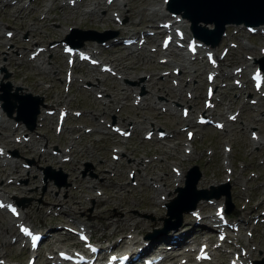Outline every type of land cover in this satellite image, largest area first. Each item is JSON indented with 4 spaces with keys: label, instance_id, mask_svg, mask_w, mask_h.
<instances>
[{
    "label": "rangeland",
    "instance_id": "374dc122",
    "mask_svg": "<svg viewBox=\"0 0 264 264\" xmlns=\"http://www.w3.org/2000/svg\"><path fill=\"white\" fill-rule=\"evenodd\" d=\"M118 1L123 5L122 7L119 6L120 4L118 5L113 2V6L107 9L105 3H101L102 0H86L82 4L80 3V5L78 4L74 6V9H69L67 7H62L63 5L59 6L56 0H51V3L57 5L56 7H53L59 10L51 12L53 9L51 8L44 17H47V19L40 20L39 17L50 7L47 0L45 2H30L26 6L27 9L25 7L20 13H18V11H20L22 5L28 2V0H21L19 3L15 2L13 5H10V3H13L14 0H0V25L9 30H13V33L16 34L15 38L13 37L14 39L12 38L11 40V43L14 46L12 49L13 52L16 50L20 53L19 49L21 48L22 50V47L18 46H28V43L24 42L23 44L22 42L24 37L25 39L27 38L29 43L32 42L39 44L40 46H45L47 44L61 41L64 37L63 34L66 33V29L71 27L81 30L80 32L92 30L102 36H105L109 32H116L117 39H121L124 36L118 33L119 27L116 26V23L111 21L110 15L112 13L118 15L120 20L123 21V26L121 28H128L130 31L141 29L143 25H151V23H144V20H153L154 22L158 20L154 15L156 12L152 13V10L158 9L161 0ZM38 2H40V5H37ZM118 7L120 8L116 9ZM55 19H59V21ZM139 20L140 28L137 26ZM134 24H136V27ZM29 29H32L33 32L30 33L29 31L28 33H30V35L28 36L25 31ZM225 33L227 34L226 39L220 40L217 46L213 48L215 56H219V53L223 48H229L226 55L223 58H220L221 64L219 72L220 74H223V76L217 77L214 83L217 84L219 89L218 94L216 95L215 93V96L213 97H219L221 100L218 105L207 112L212 113L216 118L225 121V113H231V111L239 110L240 108L241 110L237 116V122L229 125L230 130L225 128V134L219 133L209 125L193 126L192 121L189 129L193 131V137L188 140V143H190L188 147L190 146L191 152L187 157L183 154L185 148L183 146L186 143L185 134L184 131L180 130L184 124L181 119H179V122L177 121L176 118L178 117V112L175 113L166 110L161 111L159 109L154 110L155 107H152V103H167L173 108L174 103L180 106L186 101V103L191 106V111L193 113L201 112L202 109H204L203 99L205 87L204 74L201 73L202 69L200 68L202 65H205V59L201 54H196L194 56L195 60L192 61V66L198 70L195 75L193 73L196 81L193 84V87H190V84L185 83L190 77L187 75H180L181 73L179 72L177 79H179V81L181 80V89L176 86L177 90L180 91H176L178 97H174L173 94L170 93V91L173 92L171 86L172 78L162 75L163 73L171 71L173 63L170 64L171 67L158 64L157 53H152V51H150L152 48L153 50L158 49V47L154 48V46L161 41L162 37H154L155 41L153 43L147 42L146 48H143L141 51H137L136 53H133L132 51V57L130 56V53L125 55L126 52H123V49H118V47H111L116 54H109L106 50L101 51L99 57L105 61L110 60L107 62L114 70L120 73L123 77L122 79H125V82L126 78H128L130 83L135 82L138 86L140 85L139 87L143 88V97L150 98L149 96H151V99L143 101V104L146 103L149 105L147 110H142L140 105L131 106L130 97L128 96L127 102H124V104H128L131 107L129 113L126 112V109H122L118 114L114 112L113 108L119 103V100L115 101L114 106L107 105V108L102 107L104 110H101V106L98 104L99 100L95 95L81 89V84L76 82L72 86L70 85L71 87L67 88V94L65 93L64 84L62 81H58L62 77L63 69L65 70V64L57 50L55 51L52 49L46 54H40L38 56L39 59L44 58L45 56V58H47L45 59V63H47L48 66L47 70L44 71L42 69V71L39 72H44L42 73L43 75L40 76H36L34 73L36 72V69L33 68L35 63L26 62L25 54L23 57L19 58L21 64H17L18 60L14 59L12 54H9L8 63L4 62L5 57H1L0 54V68L3 67L5 72L9 73V77L6 79H2L3 73H1V82H7L11 84L12 87H20L23 91L30 92L32 95L40 96L42 99L44 97L43 104L47 107L57 108L58 105H61L62 108H69V110L81 113L78 118L67 117L62 132L59 134H55L52 130L53 117H46L44 121H41L44 125L42 130L38 128H36L37 130L35 129V132L39 137V142L33 144L31 143V140L26 142L27 147L36 149L38 145L41 150L42 148L45 149L46 153H42L41 156L38 155L40 156L39 159H37V157L32 158V156L25 155L22 157L19 152H15V148L26 144L21 142L20 145L17 144L19 145L17 146L12 143L14 139L13 137H15V135L19 136L18 130L12 135L9 129L6 128V130H3L0 128V135L9 136L0 141V147L5 148L8 153L15 152L16 155L12 157L15 162L23 163V165L29 163L30 169L29 173H26L27 175L23 174L25 169H22V172H19L17 175H11L14 185L7 183L9 181L8 179L11 177L4 179L12 169V167L9 166L11 164L0 167V170L4 171V175L0 176V184H3L1 191H3L5 195L15 196L16 198L31 199L29 205L23 208L26 222L30 223L34 230L49 228L50 231H54L53 227L55 225L60 226L67 224V226H74L76 229V226L72 222L74 221L73 218H75V220L81 221L89 226L91 235L97 239L102 233H111L116 228V225H113L112 222L116 221L117 223H122L124 219H126L127 221L123 224L125 227L118 224L117 228L110 235L105 236L106 241L110 242L114 236L123 233L124 229L125 235L132 233L130 225L137 221L141 222L143 230L140 234L135 231L136 239H141L146 234L153 235L152 232L154 230H160L162 228L161 223L163 222L161 219L164 217L163 204L172 197L171 195L176 187L173 182L177 178H175V175L172 176L173 172H170L169 165H179L178 167L183 175L188 168L196 165L201 171V175L203 176L202 179L204 181L203 184L198 186L199 189H206L208 185L212 183L213 186L228 184L231 203H234L238 209L243 210L242 213L238 215L237 219L243 215L244 205L247 201H249V203L246 208L248 210L252 209L253 212H250L248 215H243V219H247V216L251 217L257 215L259 212H264V201H260L264 199V145L255 144L254 146L256 149H252L249 138L243 132V125H247L250 128H253V130H257L256 132L260 139H264V105L260 104L258 107L260 115H257L253 111V107H249L246 104L240 106L241 99L235 96L237 89L232 81L234 77L230 73V70L235 67L242 68L246 62H248V57L258 58L264 56L259 53V49L263 48L264 50V40L259 34H249L243 28H236L234 26L227 27ZM155 34L160 36L157 30ZM135 40L136 39H134V41ZM2 41H4V39H0V42ZM87 43L88 42H85L84 44L86 45ZM7 44L11 45L9 41ZM132 45L126 48L130 49ZM139 48L137 49L140 50ZM183 48L184 44H182V50L185 52ZM3 51L4 48L2 44L0 46V53ZM91 52L95 55L93 51ZM117 55L119 57L116 58ZM149 56H151V58H148ZM2 60L4 61L2 62ZM172 61L177 62L174 58H172ZM130 64H133L134 66L137 65L138 68L133 69ZM83 65L84 64L82 63L77 64L73 69V77L77 79H89V77L95 75L93 76V82L100 88L94 89L97 91L101 90L103 94L104 92L101 89L103 83L100 82L98 84L95 81V78L99 77L97 76L98 74L96 75V69H88L87 66L85 68ZM122 67H126V70ZM55 71H58V77H52V72ZM169 74L171 75V73ZM80 75L84 78L80 77ZM149 75H151L152 80L157 84L156 89L154 90L146 87L149 83L151 84V81L147 83L148 80H145V76ZM135 77L141 78V80L143 78L145 84L142 86V83H140L139 80H136ZM86 79L83 81H86ZM48 82L51 83L52 88L46 90L45 87ZM125 82L116 79H106V82L102 87L105 89L104 96H106V93L109 95L116 93L118 95V90L126 88L128 82ZM38 84H40V86L35 87ZM199 85L201 88H199ZM112 88L114 89L112 90ZM167 90L169 91L167 92ZM186 91L190 92L192 95V98L189 101L186 100L187 97L182 98L183 96H179V93L184 94ZM165 94H167V96H165ZM114 96L115 95H113V97ZM171 96L172 98H170ZM157 97L160 99L158 100ZM181 99L182 101H180ZM65 105H67V107ZM176 110H178V107H176ZM102 112L106 113L103 117L105 121L109 120V114H114L121 120L125 119L126 126L128 124V119L134 120V122H141L144 120V122L141 125L136 124L134 134L129 137L128 140L117 138L119 141L126 142L125 145L118 144L112 146L109 137H104L101 134L103 131L99 130L101 126H98V124H94L93 122L92 115L97 117L100 116ZM94 120H96L95 123H97L98 119L94 118ZM146 122H151L153 124L152 128L154 129H164L166 133L169 131V136L162 139L164 145H161L160 143L155 144L153 141L146 142L145 139H142V134L149 129V124H146ZM238 122H241V125H239ZM90 126H95L94 130H96V132L92 131L90 134L85 133V129H89ZM76 127L81 130L79 132L80 135L76 136V138H79L80 140L73 139L72 141L70 138L74 137L73 135L77 133V130H72L75 134L72 133V131L69 133L68 130ZM40 135L43 137L40 138ZM151 139L154 140L153 134L151 135ZM171 140L174 141L171 142ZM76 141L78 142L76 143ZM74 142L76 144L74 146L75 149L73 148L70 152L71 159L69 160V163L62 166L54 163L55 161H58V158L55 156H52L51 158V155L47 153L45 148L46 146H51L56 147L57 150H67V147L70 144L74 145ZM185 145H187V143ZM222 145H228L231 147V151L227 155V161H229L230 166H232L233 173L231 178L232 182L228 183L225 181L226 176L223 172L220 159L222 155ZM23 148H25V146H23ZM117 148L121 152H124L125 155V157L118 158L117 161L120 163L129 165L130 161H126V158L128 157L136 163H138L140 159L154 162H151L149 166L143 164L134 165L132 163L131 166L135 167L136 171L139 169L140 171L145 172H133V177L130 179L128 173H130L129 169H131V167L127 168L125 166L122 170L114 169L112 167L115 163L112 161L114 156L112 151ZM35 151L38 152V150ZM211 154L213 155L212 157ZM141 162L143 163V161ZM120 163L117 164L120 165L119 167L121 168L123 165ZM1 164L2 162H0V165ZM45 167H50L55 172L59 169L61 173L67 175V182H69L70 186L66 189V197L64 199H62V192L54 197V187L50 182H46L48 184L42 183V175L39 169ZM15 170H17L16 167L14 171ZM155 177L163 179L162 183L165 184L163 191L159 194L163 195L166 199L163 204H158L157 202V191L153 192L151 187H148L149 184L153 183L152 180ZM172 177L174 181H172ZM130 181L137 183L136 186L133 187L130 184ZM182 181L183 177L177 187L182 186ZM222 191L223 188L220 190L217 189L215 192L221 193ZM97 193L101 194L97 196ZM218 202L222 201L219 200ZM62 204L63 206L60 208L59 206ZM201 206H199V208ZM65 207L69 208L68 212L65 210ZM208 210L210 211L211 209ZM52 212H56L57 218H61L64 221H59L60 224H58L57 220L51 217ZM11 223L12 221L8 216L5 213L0 212V232L4 230L8 232L7 234L4 233V235L0 233V254H5L4 256L12 264H15L16 262L18 264H24L27 259V255L23 253L24 251L17 249V244L15 247H11L8 244V237L14 236V229L11 226ZM106 223H109V226L107 229H103L102 224ZM75 224L77 225L78 223L75 221ZM9 225L12 228V231L9 230ZM134 225H136L137 228H140L138 227V223H135ZM252 225H254V227L249 231L251 228L250 226ZM241 226L243 229L240 230L239 237L244 240L245 230L253 232L251 238L256 247L253 257L255 261L263 262L264 225L259 224L258 221L254 223L251 219L249 220L248 226ZM54 232L57 233L55 236L58 239L68 237L67 235H63L62 231L58 230ZM119 239L123 241L124 238L122 236ZM48 240H50V238ZM72 241H74V238L65 239L59 242H50V244H46L47 242L41 243V260L38 259L36 264H47L49 262V260H43V250L63 247L71 244ZM224 262L226 263V259Z\"/></svg>",
    "mask_w": 264,
    "mask_h": 264
},
{
    "label": "water",
    "instance_id": "95a60500",
    "mask_svg": "<svg viewBox=\"0 0 264 264\" xmlns=\"http://www.w3.org/2000/svg\"><path fill=\"white\" fill-rule=\"evenodd\" d=\"M168 10L186 18L193 35L205 43L206 25H213L211 34L218 39L225 25L264 23V0H170Z\"/></svg>",
    "mask_w": 264,
    "mask_h": 264
},
{
    "label": "bare ground",
    "instance_id": "6f19581e",
    "mask_svg": "<svg viewBox=\"0 0 264 264\" xmlns=\"http://www.w3.org/2000/svg\"><path fill=\"white\" fill-rule=\"evenodd\" d=\"M13 1V0H12ZM16 3L18 2H20L21 0H14ZM42 1V0H41ZM113 2L114 1H106V3H105V7L108 9V8H111L112 6H113ZM163 2H164V0H163ZM17 5V4H16ZM22 5V4H21ZM164 5V4H163ZM162 4L159 6V8H158V11H160L161 10V12H162V14H164V11H166V9L164 8V6H163ZM15 6V5H14ZM11 9V8H10ZM25 9V8H24ZM26 9H27V7H26ZM23 9H20V11L18 12V13H20L21 11H22ZM18 11V10H17ZM34 12V11H33ZM51 12H54V8L52 9V11ZM33 16V15H32ZM24 17V16H23ZM113 18H115V16H113ZM171 19V18H170ZM185 19V18H182L181 17V15L180 14H178L177 15V17L176 18H174V22H172L171 23V25H169L167 28H168V30H167V33H169L170 34V38H173L174 40H175V42L174 41H171V40H173V39H170L169 41H168V44H167V46H166V48L165 49H161V57L162 58H164V60H165V62H166V59H167V57H174L175 56V54H174V51L172 50V49H168L169 47H170V44H172L173 43V45H172V47H174V48H176V49H180L179 47H178V42L180 41V40H182V39H184V38H186V35L184 34V32L182 31V27H185V25H187V22H185V21H183V20ZM39 20V19H38ZM49 20V19H48ZM55 20H57V21H59V19H55ZM40 22V21H39ZM151 23V21L150 20H147L146 22H144V23ZM43 25V24H42ZM137 26H139V28H140V20L137 22ZM144 26V25H143ZM35 29V28H34ZM157 30H159L158 31V34L160 35V36H162L164 33H166V31H163V30H160V29H157ZM33 31L32 30H30V33H32ZM42 38V37H41ZM31 39H32V37H31ZM40 39V38H39ZM129 39H131V38H129ZM134 39H136V38H133V40H132V42L130 43V45H132V44H134ZM9 40V39H8ZM37 42V41H36ZM26 43H28V41L26 42ZM129 45V46H130ZM128 46V47H129ZM210 48H212V47H210ZM91 54H93L92 52H90V53H88V57H91ZM180 57L182 58V61L181 62H179V63H173V68L174 67H177V69L178 70H187L186 71V73H187V75L188 76H190L191 77V79H193V77L194 76H192L193 75V73L192 72H190V67L188 66L189 64L188 63H186V60H190V57L189 56H187V55H185V54H180ZM164 62V65H170V64H167V63H165ZM108 63V62H107ZM109 64V63H108ZM96 65H98L99 66V63L97 62L96 63ZM130 66L133 68V69H136V68H138L137 67V65L136 66H134L133 64H130ZM124 70H126V67L124 68V67H122ZM191 73H192V75H191ZM120 75V74H119ZM152 75V74H151ZM151 75H149V76H146L145 77V80L147 81L148 80V82L147 83H149V81H151V84L149 83V85L148 86H146L147 88H149V89H156V86H157V84L152 80V77H151ZM213 75H215V73L213 74ZM200 76V75H199ZM122 77V76H121ZM119 78V77H118ZM95 81L99 84V80H97V79H95ZM189 82V81H188ZM190 83V82H189ZM140 86V85H139ZM176 86H178V85H176ZM93 88L94 87H96V88H100V87H98V86H96V85H94V86H92ZM214 88H215V85L213 86ZM92 88V89H93ZM199 88H200V86H199ZM93 91L95 92V93H98L99 95H102V91L101 90H99V91H97L96 89H93ZM177 92H179L180 90H176ZM179 96H182V93H179ZM162 106V105H161ZM185 107V106H184ZM24 116H26V114H24ZM22 118H24L23 116H22ZM192 118H193V114H191V113H188L187 112V118L185 119V120H183V121H185L186 123H190L191 121H192ZM8 153V152H7ZM14 172H17V170H15ZM19 174V173H18ZM180 176H181V172H175V178H177L176 180H175V182H179L180 181ZM179 178V179H178ZM162 181H163V179H159L158 181H156L159 185H161V183H162ZM182 196H183V194H181L180 195V197L182 198ZM0 202L1 203H4L1 199H0ZM171 205H175V203H173V204H171ZM150 211V210H149ZM9 227H10V225H9ZM134 228H137L136 227V225H134ZM144 232V231H143ZM200 237V236H199ZM196 239V238H195ZM123 242V244L122 245H120V243H122ZM132 240H130V241H128L127 243H126V247H125V249H124V252L127 250V249H131L130 251H136V248L138 247V246H140L139 245V243L138 242H132ZM109 243V242H108ZM124 241H122V240H118V241H115V242H112L111 244H110V246L108 245L105 249L107 250L108 248H110L111 250H109L110 252H106V254H105V252H103L102 253V255H101V258L102 259H106L107 261H112L114 264H116V262H118L119 261V258L120 257H114L113 256V254L112 255H109V253L111 254L112 252H118V253H121V249L123 248V246H124ZM243 246V247H242ZM245 246H247V245H241V246H239V249H243ZM104 249H101V251H103ZM119 256V255H118ZM245 256V259H247V254H245L244 255ZM248 256H252V254L250 255H248Z\"/></svg>",
    "mask_w": 264,
    "mask_h": 264
}]
</instances>
